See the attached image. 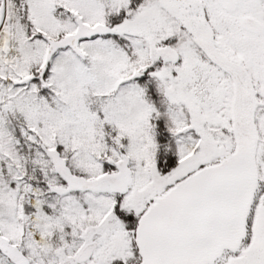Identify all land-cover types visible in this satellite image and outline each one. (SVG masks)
I'll return each mask as SVG.
<instances>
[{
  "label": "snow or ice",
  "instance_id": "snow-or-ice-1",
  "mask_svg": "<svg viewBox=\"0 0 264 264\" xmlns=\"http://www.w3.org/2000/svg\"><path fill=\"white\" fill-rule=\"evenodd\" d=\"M0 264H264V0H0Z\"/></svg>",
  "mask_w": 264,
  "mask_h": 264
}]
</instances>
